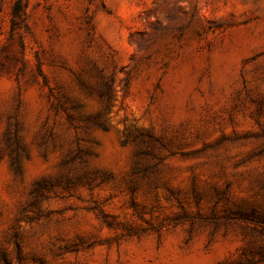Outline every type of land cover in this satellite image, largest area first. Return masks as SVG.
I'll use <instances>...</instances> for the list:
<instances>
[{"label": "rangeland", "instance_id": "rangeland-1", "mask_svg": "<svg viewBox=\"0 0 264 264\" xmlns=\"http://www.w3.org/2000/svg\"><path fill=\"white\" fill-rule=\"evenodd\" d=\"M0 264H264V0H0Z\"/></svg>", "mask_w": 264, "mask_h": 264}, {"label": "trees", "instance_id": "trees-1", "mask_svg": "<svg viewBox=\"0 0 264 264\" xmlns=\"http://www.w3.org/2000/svg\"><path fill=\"white\" fill-rule=\"evenodd\" d=\"M16 9L21 10V7H19V2L17 3Z\"/></svg>", "mask_w": 264, "mask_h": 264}]
</instances>
